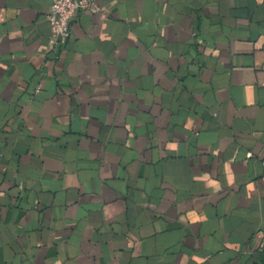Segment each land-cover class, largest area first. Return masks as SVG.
Segmentation results:
<instances>
[{
    "label": "crops",
    "instance_id": "crops-1",
    "mask_svg": "<svg viewBox=\"0 0 264 264\" xmlns=\"http://www.w3.org/2000/svg\"><path fill=\"white\" fill-rule=\"evenodd\" d=\"M97 1L0 0V264H264V0Z\"/></svg>",
    "mask_w": 264,
    "mask_h": 264
},
{
    "label": "built area",
    "instance_id": "built-area-1",
    "mask_svg": "<svg viewBox=\"0 0 264 264\" xmlns=\"http://www.w3.org/2000/svg\"><path fill=\"white\" fill-rule=\"evenodd\" d=\"M80 12L106 15L107 10L97 0H51L47 19L51 26L52 45L67 42L72 24ZM259 250L264 252V238Z\"/></svg>",
    "mask_w": 264,
    "mask_h": 264
},
{
    "label": "clouds",
    "instance_id": "clouds-1",
    "mask_svg": "<svg viewBox=\"0 0 264 264\" xmlns=\"http://www.w3.org/2000/svg\"><path fill=\"white\" fill-rule=\"evenodd\" d=\"M172 147H175V145H172ZM231 179V177H230ZM213 183H216L215 181H213ZM193 217L196 218V219H199V217H195V213H192Z\"/></svg>",
    "mask_w": 264,
    "mask_h": 264
}]
</instances>
